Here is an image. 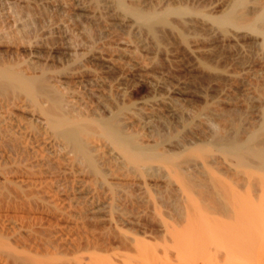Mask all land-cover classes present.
<instances>
[{
	"label": "bare ground",
	"instance_id": "1",
	"mask_svg": "<svg viewBox=\"0 0 264 264\" xmlns=\"http://www.w3.org/2000/svg\"><path fill=\"white\" fill-rule=\"evenodd\" d=\"M210 2L89 0L88 6L94 29L109 18L131 22L136 50L152 49L153 63H169L171 55L188 52L199 66L202 85L222 89L251 63H264V0ZM32 3L0 0V264H152L143 242L167 240L176 231L162 215L189 235L204 232L193 229L197 219L174 188L175 177L210 214L228 221L214 234L236 240L225 258H263L264 97L252 121L243 109L227 105L229 100L219 104L204 91L206 106L192 110L191 118L178 116L181 130L208 128L204 139L190 143L185 142L189 133L171 131L164 121L169 125L164 134L154 115L144 117L130 103L115 101L106 112L87 110L86 104L82 108L54 82L59 74L79 79L80 72L72 73L68 65L53 68L34 53L47 41L41 34L31 36L36 23ZM39 28L45 31L44 25ZM231 43L238 46L239 57L220 52ZM214 45L221 46L218 52ZM246 46H258L261 55ZM20 50L32 59L20 62ZM94 54L88 53L92 61H112ZM245 107L247 112L250 106ZM144 132L152 142H143ZM173 142L178 147H171ZM210 170L234 189L227 190ZM243 194L250 198L243 200ZM117 250L133 255L120 253L115 259Z\"/></svg>",
	"mask_w": 264,
	"mask_h": 264
},
{
	"label": "rangeland",
	"instance_id": "2",
	"mask_svg": "<svg viewBox=\"0 0 264 264\" xmlns=\"http://www.w3.org/2000/svg\"><path fill=\"white\" fill-rule=\"evenodd\" d=\"M198 1H204L207 3L211 0ZM217 1L218 0H212V3H218L220 0L218 2ZM32 2L34 3H32L34 12L32 15L34 17L33 20L36 23L34 21L33 22L36 25L34 23L33 24L36 27L32 25L31 28L34 27L32 30L35 29L36 31L34 30V32L36 33H31V36L41 34V38H44L45 41H47L46 44L41 45V47L35 50L34 53L36 56L46 60L48 65H51L52 67L54 66L53 68H61L68 65L71 68H74L72 73L80 72L79 74L77 73L78 75L76 76L78 77L80 75L79 79L76 78L71 80L67 79L66 76L63 78V75L59 74V77L57 75V79L59 78L58 81L56 80V76L54 77L55 80H53L54 82L56 81L55 83H57L56 85H58L59 88L61 85V90L67 95L69 100L76 103L79 102L80 104L83 103L81 104L82 108L86 106L87 107L85 109L97 107L100 111L104 110V112H106L107 105H110V107L112 105L114 106L115 101L116 103H130L131 109L141 113L144 117H147V114L148 116L150 114L152 117L154 115L156 118V121L154 122L158 125L156 127L160 126L164 131V134L166 133L165 131H168L169 125L171 131L178 129V131L180 130L181 132H184V134L189 133L188 136H185V142L189 143L191 140L197 141L204 139V136L208 134V128L205 126L200 128V126V132L198 131V128H194L197 132L188 128H186L187 131L186 129H182L184 130L182 131L179 118H187L188 115V118H191V113L193 115V113H195L193 112L195 109L197 112L198 109L203 108V105H205L203 102L205 101L204 96L206 92L208 95L218 99V101L220 100L219 104H227L228 101L226 100H229L227 105L230 104L229 106L234 108L237 107L236 109H238V111H242L243 109L242 112H245L244 114H246L248 120L253 118V121L255 117H257L256 107L260 104L264 97V95L261 96L264 93L263 61L261 63L256 60L254 63H251L245 68L246 71L244 69L245 73L242 71L240 76L234 79L235 81L231 84L229 83L228 87L226 86L225 88L219 89L215 85H210V88H207L205 84L203 86L202 82H200L201 80L197 75V73H200V70L198 69L199 66L197 64L196 66L193 60L188 59V57H190L188 52H186V54L185 52H181L183 55L181 53L171 55L169 63H165L163 61V64H165L162 66V62H160L161 65L160 63L156 64L152 62L151 58L154 55V51L152 49L151 51L150 49L143 50L142 48H139L137 51L136 47L139 45L136 44V40L133 37L136 34V31L135 26L131 22H127L129 24L128 25L127 23L123 24L109 18L110 21L108 20V23H100V27L98 29H94L93 23L96 21H94L95 18H92L93 11L91 12V9H89L91 8L89 7V0H65L66 4L64 5L66 6H63V1L60 0H32ZM207 4L210 5L211 2ZM42 6L44 8L46 6L44 12L42 11ZM9 20L10 19L7 21ZM111 24L114 26L117 25V27H110ZM43 25L45 31L42 30V32V28L39 27H42ZM87 25L93 27L91 34L89 33ZM108 28L110 29L107 30ZM38 31L40 33H38ZM231 46L232 48H230ZM220 47V45H214L211 48L216 51ZM230 47H227V51L225 50V47L222 49L223 51H221V49L219 50L220 52L232 54L233 57L235 54V57H239L237 56L239 54L238 46L236 47L233 43H231ZM246 49L253 54L258 55V57L261 55L259 54L261 51L258 49V46L248 47ZM219 50H217V52ZM38 51L39 55L36 54ZM100 52L102 53L100 54ZM76 53L80 55V62L79 60H74V54ZM88 53L89 55L95 53L94 55L98 56L103 54L102 57L105 60L107 57L109 62L112 60L111 63L113 62V65L111 63H105L106 66L107 64L108 66L110 65L109 67H106L103 62L92 61L90 60V57H88ZM19 54L18 58L20 62L23 59H32V56L28 55L27 52L25 53L24 50H20ZM81 56H84V58ZM190 58L192 59V57ZM158 64L159 66H157ZM107 68H109V70ZM229 70H231L232 73L236 72V69L234 70L233 67L229 68ZM60 75H62V77H60ZM197 77L199 80H197ZM60 78L62 79L61 81H59ZM258 91H260L261 94ZM175 101L180 103V108L178 105L179 103ZM183 101H188L189 104H185ZM211 102L212 101L210 100L209 103ZM215 102L217 103L216 100ZM85 104L86 106L83 107ZM185 105L187 106L183 107ZM188 105L190 107L189 109ZM217 105L218 103L216 104V107L214 106V108H217ZM247 105L250 107L246 112L244 108H246L245 106ZM209 106L213 109L212 103ZM161 116L163 118L158 119ZM178 116L180 117L178 118ZM167 120L169 122H167ZM164 121L169 123V125H166ZM248 122H251V120ZM138 126L139 125H135L134 127L136 128H133V130H138ZM171 127L175 129L173 130ZM147 132H144L146 133V136H143L142 140L143 142H152L153 138L149 136V132ZM191 132L193 134H191ZM173 144L171 147H178L176 142H173ZM199 163L201 162L199 161ZM210 174L214 179L219 180L220 184L226 187L227 190H230V187L234 189L230 182H228L229 180L223 178V176H218L216 171L210 170ZM172 179L176 180L174 188L178 189V192L181 193L183 200L186 201L184 205H186L188 209L192 210L193 218L196 217L197 219V224H194L193 229L204 232H201L200 235H189L187 231H181L180 228H177L179 223L173 222L162 215L166 224L168 223V225L173 226L176 231H173V235L169 236L170 239L167 238V240L159 239L155 241L143 242L145 243V247H142L143 249L146 248L144 249V252L147 253V255L151 254L150 258H153L152 264H264V257L256 258L245 256L240 260L225 258L224 253L228 252L233 244L236 245V240H226L225 238L218 237L214 234L219 230H224L227 227L228 221L218 215L210 214V211L207 210L205 206H203L191 193V191L183 185L180 178L175 177ZM157 184L160 185V187H163V183L158 182ZM244 198H250V195L243 194V200H246ZM162 211L164 210L160 209V212ZM117 253L119 255H116ZM117 253L115 254V252H113V254H109H111V257L115 254V259L121 255H128L125 254V252L118 251ZM120 253L122 254L120 255ZM132 255L133 254H129L128 256ZM168 260L175 261L170 262Z\"/></svg>",
	"mask_w": 264,
	"mask_h": 264
}]
</instances>
